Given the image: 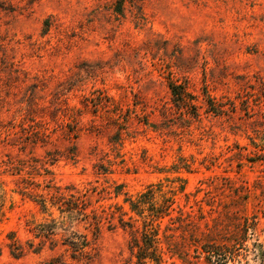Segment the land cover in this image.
Returning a JSON list of instances; mask_svg holds the SVG:
<instances>
[{
    "label": "rangeland",
    "instance_id": "1",
    "mask_svg": "<svg viewBox=\"0 0 264 264\" xmlns=\"http://www.w3.org/2000/svg\"><path fill=\"white\" fill-rule=\"evenodd\" d=\"M150 186L163 264H264V0H0V264H140Z\"/></svg>",
    "mask_w": 264,
    "mask_h": 264
},
{
    "label": "trees",
    "instance_id": "2",
    "mask_svg": "<svg viewBox=\"0 0 264 264\" xmlns=\"http://www.w3.org/2000/svg\"><path fill=\"white\" fill-rule=\"evenodd\" d=\"M169 87L178 103L180 105L185 104L187 101L185 87L181 83H176L174 81L169 82ZM149 188L148 192L142 193L137 200H133L130 196L126 198V201L130 202L133 211L142 217L141 221L143 222V226L141 229L136 225V220L138 219L132 216L126 220L124 212H120L119 223L124 228H130L134 239L132 248H138L136 256L140 264H146L148 259L154 260L156 264H163V258L157 245L159 238L157 237L158 233H156V230L160 226V219L170 214L169 209L175 201L169 197L164 200V205H157L155 201H151L154 197V188L153 186ZM59 192V203L64 207H61V210L75 211L78 214V218H81V220L85 221L90 227L92 226L95 230V235H97L103 225L104 216L100 214L97 209L88 210L90 203L85 196L71 193V199H67L65 192L61 191V189ZM117 194H119V192H117ZM38 202L46 206V199L43 198ZM146 205L149 207L147 208ZM73 234L74 236L66 238L65 243L72 249V256L74 258L88 262L87 260L91 258V256H89L91 255V250H89L90 240L87 234L75 236L77 233L74 231ZM12 246V252L15 255H20L25 251L24 246L18 241L12 243Z\"/></svg>",
    "mask_w": 264,
    "mask_h": 264
}]
</instances>
